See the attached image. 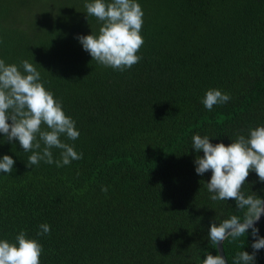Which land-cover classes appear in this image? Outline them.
<instances>
[{
	"label": "trees",
	"instance_id": "obj_1",
	"mask_svg": "<svg viewBox=\"0 0 264 264\" xmlns=\"http://www.w3.org/2000/svg\"><path fill=\"white\" fill-rule=\"evenodd\" d=\"M85 2L0 0V59L21 72V61L34 64L80 133L61 140L83 153L63 167L28 166L32 153L0 133V159L15 160L0 172V240L25 232L42 245L41 264H203L219 254L211 224L244 211L210 199L212 173L197 174L204 153L192 138L230 145L264 126V0H137L142 58L122 72L77 39L102 26ZM210 89L231 99L209 111ZM241 191L264 198V182L252 171ZM41 224L50 234L38 235ZM257 227L264 237V221ZM254 240L251 229L228 237L229 264ZM254 264H264V248Z\"/></svg>",
	"mask_w": 264,
	"mask_h": 264
},
{
	"label": "clouds",
	"instance_id": "obj_2",
	"mask_svg": "<svg viewBox=\"0 0 264 264\" xmlns=\"http://www.w3.org/2000/svg\"><path fill=\"white\" fill-rule=\"evenodd\" d=\"M84 7L89 16L102 22L98 34L77 37L85 51L93 60L105 67L125 71L141 60L137 55L144 40L141 35L143 10L137 0H92ZM21 72L17 65H6L0 59V133L5 134L8 142L18 140L26 152H31L27 165H38L40 161L55 163L57 167L69 165L73 160L83 158L74 146L61 140V136L75 141L80 133L75 121L67 116L62 101L54 98L41 81V74L28 60L21 61ZM86 78V77H85ZM231 99L230 95L219 89H210L202 101L211 111L214 105H223ZM11 121V123H9ZM197 153L196 172L204 175L211 171L207 189L212 201L233 199L238 210H243L240 217L232 215L223 222H213L209 239L215 246L224 243L228 237L236 239L248 234L255 238L251 247L253 252L238 253L234 264H254L256 253L264 248V237L259 236L256 222L264 214V198L245 195L241 189L250 172L255 171L264 182V126L250 130L249 136L238 135L230 145L213 144L208 136L199 134L192 138ZM43 145V147H42ZM60 150V159H53V149ZM15 160L10 155L0 159V172L11 174ZM101 191L107 193V186ZM38 235L50 234L48 224L40 225ZM43 248L39 241L26 238L21 231L16 236V243L7 239L0 240V264H41ZM203 264H227L223 255L207 254Z\"/></svg>",
	"mask_w": 264,
	"mask_h": 264
},
{
	"label": "water",
	"instance_id": "obj_3",
	"mask_svg": "<svg viewBox=\"0 0 264 264\" xmlns=\"http://www.w3.org/2000/svg\"><path fill=\"white\" fill-rule=\"evenodd\" d=\"M263 221H264V214H262L260 220L256 222V227H257L259 224H261ZM217 248H218V253H219L220 255H223V256L225 257V259H226L227 264H229V262H228V260H227V257H226V254H225V250H224V243L221 242V244L218 245Z\"/></svg>",
	"mask_w": 264,
	"mask_h": 264
}]
</instances>
